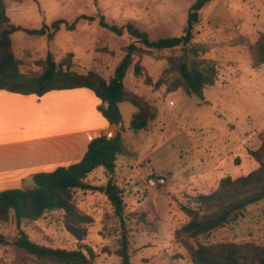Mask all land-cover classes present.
I'll list each match as a JSON object with an SVG mask.
<instances>
[{
	"label": "rangeland",
	"instance_id": "374dc122",
	"mask_svg": "<svg viewBox=\"0 0 264 264\" xmlns=\"http://www.w3.org/2000/svg\"><path fill=\"white\" fill-rule=\"evenodd\" d=\"M195 1L7 0L5 9L11 23L29 29L63 20L52 39L47 34L12 33L13 52L21 60L22 71L37 70L35 61L50 52L56 61L70 55L71 68L79 73L94 69L108 78L123 56L121 47L134 38L126 32L116 35L103 27L101 20L119 26L133 21L151 39L180 36ZM261 33L264 0H211L199 11L193 29V42L206 44L208 51L202 57L216 69L214 84L204 88L202 98L187 95L182 89L166 93L164 85L154 87L145 81L148 76L156 81L165 75V56L172 50L143 55L142 76L135 77L131 69L125 78L128 88L157 109L155 119L145 129L133 130L129 122L135 107L129 102L119 107L126 151L117 160L127 171L125 179L124 173L114 177L126 203L130 264H192L183 244L174 239V231L189 220L182 206L195 207L193 198L214 191L223 177L237 178L258 167L249 150H256L264 135V65L252 67L249 48ZM88 92V96L93 94ZM87 104L94 107L93 99H87ZM118 131H113L114 136ZM158 176L166 182L148 186V179ZM88 178L96 184L106 181L101 168ZM84 198L80 207L94 222L83 240L75 239L64 228L57 212L25 222L20 228L10 215L7 222L0 223V233L6 239L0 244V264H60L40 260L17 246L20 230L46 246L68 250L90 247L97 264H122V258L115 254L119 220L112 215L103 193ZM246 240L264 244V200L248 205L209 234L186 241L195 246Z\"/></svg>",
	"mask_w": 264,
	"mask_h": 264
},
{
	"label": "trees",
	"instance_id": "16d2710c",
	"mask_svg": "<svg viewBox=\"0 0 264 264\" xmlns=\"http://www.w3.org/2000/svg\"><path fill=\"white\" fill-rule=\"evenodd\" d=\"M6 1L0 0V90L41 96L51 90L85 87L100 100L97 109L102 116L109 124L120 125V130L122 116L119 103H131L136 112L129 122V127L139 130L145 129L155 119L157 112L156 106L129 90L125 84V78L131 69L135 77L142 76L143 55H149L154 50H172L171 54L165 56V75L156 81L150 76L145 80L154 87L164 85L166 93L182 89L187 95L194 94L202 98L204 88L214 84L216 69L202 57L208 47L206 44L193 42V29L199 20V11L211 0H196L190 6L186 26L180 36L151 39L148 32L133 21L119 26L101 20L100 24L116 35L120 36L126 32L134 38V41L121 47L123 56L108 78L94 69L79 73L71 68L70 55L56 61L50 52L35 61L37 70L22 71L21 60L13 52L12 33L24 31L35 35L47 34L48 38L52 39L63 20L56 19L49 26L43 24L37 29L15 25L10 22L6 13ZM249 49L252 67L264 65V33L258 35ZM104 102L107 103L106 106H103ZM125 151L120 131L110 139L100 136L89 142L79 161L67 166H58L51 171L34 173L32 187L0 190V223L7 222L12 215L20 228L25 222L37 221L49 213L57 212L64 228L81 241L88 234V226L94 220L80 207V203L85 200L87 194L103 193L105 202L109 204L112 215L119 220L121 227L115 254L122 258V264H130L132 250L125 227L126 203L116 184L118 178L113 174L115 161L125 155ZM249 155L257 161L256 169L237 178L223 177L214 191L209 194L200 193L193 198L195 207L182 206L189 220L174 231V239L183 244L192 264H264L263 243L250 240L218 241L198 243L194 246L186 241L209 234L235 218L248 205L264 200V135L260 146L256 150H249ZM97 168L102 169L106 178L104 184H96L93 179L88 178ZM110 186L115 189L107 193L106 190ZM145 216L146 214H143V217ZM4 243L5 236L0 233V244ZM15 244L44 261L50 260L60 264H97L93 250L85 245L73 250L46 246L30 239L23 230H20Z\"/></svg>",
	"mask_w": 264,
	"mask_h": 264
},
{
	"label": "crops",
	"instance_id": "0c3cea01",
	"mask_svg": "<svg viewBox=\"0 0 264 264\" xmlns=\"http://www.w3.org/2000/svg\"><path fill=\"white\" fill-rule=\"evenodd\" d=\"M88 91L85 87L58 89L37 96L0 90V190L31 187L34 173L79 161L92 132L119 130L123 138V123V130L109 124L96 109L100 100L94 94L88 96ZM91 97L94 107L87 104Z\"/></svg>",
	"mask_w": 264,
	"mask_h": 264
},
{
	"label": "built area",
	"instance_id": "2783aa9c",
	"mask_svg": "<svg viewBox=\"0 0 264 264\" xmlns=\"http://www.w3.org/2000/svg\"><path fill=\"white\" fill-rule=\"evenodd\" d=\"M100 136H103L107 139H110V138H113L114 137V134H113V130H106V131H98V132H92L90 133V138L91 140L94 139V138H97V137H100ZM115 170H114V175L118 176V175H121L122 172H121V167L118 163V160L115 161ZM166 181L163 177H154V178H149L148 179V186H151V187H156L158 185H161V184H164Z\"/></svg>",
	"mask_w": 264,
	"mask_h": 264
},
{
	"label": "water",
	"instance_id": "95a60500",
	"mask_svg": "<svg viewBox=\"0 0 264 264\" xmlns=\"http://www.w3.org/2000/svg\"><path fill=\"white\" fill-rule=\"evenodd\" d=\"M115 189V187L114 186H110L108 189H107V193H109L111 190H114Z\"/></svg>",
	"mask_w": 264,
	"mask_h": 264
}]
</instances>
